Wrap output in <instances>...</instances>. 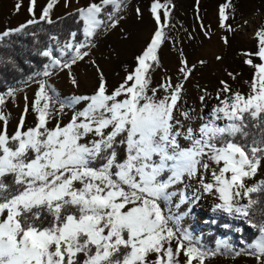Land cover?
Returning a JSON list of instances; mask_svg holds the SVG:
<instances>
[{"label":"snow or ice","instance_id":"snow-or-ice-1","mask_svg":"<svg viewBox=\"0 0 264 264\" xmlns=\"http://www.w3.org/2000/svg\"><path fill=\"white\" fill-rule=\"evenodd\" d=\"M31 3L34 6L35 0ZM57 3L49 0L39 20L54 23L51 10ZM19 7L17 4V10ZM125 7L127 0H92L77 8L84 41L77 40L75 31L64 42L50 37L60 55L49 45L40 54L50 58V63L36 75L49 77L53 74L50 69L58 67L70 70L89 54L85 49L100 30L119 23V13ZM227 7L220 9L222 27ZM160 9H164L165 18L170 15L167 3L154 0L151 12L159 27L135 58L134 69L114 89H109L100 73L91 95L60 98L53 85L41 79L33 102L35 126L24 129L22 115L11 135L7 130L10 113L3 108L6 98L15 97L17 89L0 93V264H181L182 252L183 264H205L221 247L229 250V246L218 241L215 250L205 249L198 238L181 229V216L167 207L175 195L169 189L185 178L198 176L203 191L216 193L221 200L214 211L249 218L261 204L253 194L264 192V180L252 184L247 180L256 176L264 161V27L256 33L257 52L247 54L250 58L245 60L254 69L249 93L233 91L221 81L212 119L203 122L198 131L187 127L182 132L184 125L175 114L183 83L173 85L168 78L159 88L152 86L151 72L160 66L158 50L165 39ZM29 11L35 17L33 7ZM39 20L29 19L0 32V41ZM228 28L231 30V25ZM253 56L261 62L254 63ZM181 64L180 71L187 79L192 68L187 60ZM229 76L235 79L232 73ZM72 83L77 85L74 76ZM160 90L164 95H158ZM200 99L204 101L205 96ZM81 102H86L85 107L61 125L65 108L75 109ZM27 112L26 104L25 115ZM181 114L189 117L188 112ZM51 120L56 121L55 126H49ZM218 120L226 123L221 126ZM249 121L260 129V138L253 136L250 142ZM237 135L245 142L237 141ZM182 136L190 146H182ZM121 146L123 157L118 151ZM212 163L218 169L212 168ZM209 171L212 180L205 182L202 172ZM9 176L12 180L6 182ZM244 198L247 202L240 203ZM187 199L182 197L181 202ZM197 199L198 190L193 193V203ZM260 211L264 213V208ZM48 217L51 219L45 224ZM253 227H258L259 236L248 245L252 250L247 254L255 256L257 264H264V222Z\"/></svg>","mask_w":264,"mask_h":264},{"label":"rangeland","instance_id":"rangeland-1","mask_svg":"<svg viewBox=\"0 0 264 264\" xmlns=\"http://www.w3.org/2000/svg\"><path fill=\"white\" fill-rule=\"evenodd\" d=\"M90 2L92 0H67L65 6L66 0H58L51 10V19L55 21ZM153 2L154 0H127V7L119 13V23L104 30L99 39L85 49L89 53L87 56L78 60L70 70L58 67L56 73L46 78L60 98L73 94L91 95L98 87L100 73H103L109 89H114L123 82L127 72L136 66L135 58L147 47L159 27L151 12ZM48 3L49 0H35L33 6L31 0H0V32L26 24L29 19L39 20ZM160 3L168 4L170 15L165 18L164 9H160V24H166L165 39L158 50L160 66L151 72L152 86L159 88L168 78H171L173 85L183 83L182 99L175 115L184 125L182 132L187 127L198 131L203 122L212 119V110L219 104L217 91L222 87L221 81H226L233 91L238 90L245 95L249 93L254 69L245 60L250 58L247 54L256 53L258 50L259 38L256 33L264 27V0H160ZM17 4L20 5L19 10L16 8ZM225 4L228 5L225 8L227 19L223 21L222 27L220 9ZM30 7H33L35 17L29 11ZM228 25H231V30ZM55 55L59 56L60 53L56 51ZM251 58L254 63L261 62L259 57ZM182 60H187L188 67L192 68L187 79H184V74L180 71L183 67ZM73 76L77 85L72 83ZM38 87L37 81L32 82L19 90L15 97L6 98L3 111L10 113L7 126L9 135L17 130L22 115L24 129L35 126L37 114L33 110V102ZM158 95H164L163 90ZM201 95L205 96L204 101H201ZM43 103L41 101V106ZM26 104L28 112L25 115ZM85 104L86 102H81L75 109L65 108L60 116L61 125L68 122L74 111L82 110ZM183 112H188L189 117L185 118L181 114ZM55 123V120H51L49 126H55ZM216 123L223 126L226 121L218 120ZM2 128L3 121H0V129ZM180 140L183 147L190 146V141L183 136ZM211 167L218 169L214 163ZM202 175L205 182H211L210 171L202 172ZM259 180H264V161L256 176L247 180V183L252 184ZM197 190L199 199L193 203V193ZM169 191L175 195L171 197L167 207L174 215L181 216V229L190 232L194 239L198 238L199 245H203L205 249L215 250L218 241L229 246V250L221 247L217 255L205 260V264H257L256 257L248 255L247 252L252 250L248 245L259 236L258 227L253 225L262 223L260 218H254L253 214L245 218L238 213L230 214L221 209L214 211L221 200L218 194L203 191L198 176L185 178L183 183L173 185ZM182 197L188 199L182 203ZM246 202V198L240 200V203ZM250 231L256 233L252 241L248 240ZM215 233V238H205L206 235ZM175 243L173 241V246ZM236 252H240V255H236ZM179 259L183 264V252Z\"/></svg>","mask_w":264,"mask_h":264},{"label":"trees","instance_id":"trees-1","mask_svg":"<svg viewBox=\"0 0 264 264\" xmlns=\"http://www.w3.org/2000/svg\"><path fill=\"white\" fill-rule=\"evenodd\" d=\"M74 31L77 33V40L82 41L84 38L83 22H78L76 11L64 15L55 20L54 23L39 20L36 24L28 25L20 33H13L5 37L3 41H0V93H5L8 88L17 89V93L32 82L46 79L47 77L43 75H36L37 73H43L44 66L50 63V58L44 57L40 53L51 45L54 49V54H56V42L50 40V37H58L60 42H64L69 39V34ZM103 33L104 30H100L92 39V42L97 41ZM50 71L54 74L57 68L50 69ZM252 123L249 121L247 129L250 133L247 138L248 142L252 140L253 136L257 139L260 138V129L253 128ZM235 139L240 143L245 142L239 135ZM118 151L120 156L123 157L122 146ZM11 180V176L6 178V182H11ZM253 196H259L261 200V204L257 205V209L253 212L254 218H260L264 222V213L260 211L261 208H264V192L253 194ZM161 203L162 207H164L163 202ZM50 219L51 217H48L45 220V224ZM248 234L249 241H252L256 236V233L251 231ZM216 235L217 233L206 235L205 238L213 239Z\"/></svg>","mask_w":264,"mask_h":264}]
</instances>
